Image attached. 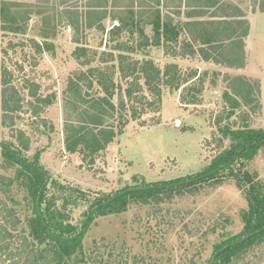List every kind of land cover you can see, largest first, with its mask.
Returning <instances> with one entry per match:
<instances>
[{"label": "rangeland", "instance_id": "obj_1", "mask_svg": "<svg viewBox=\"0 0 264 264\" xmlns=\"http://www.w3.org/2000/svg\"><path fill=\"white\" fill-rule=\"evenodd\" d=\"M229 1L246 14L238 23H244L243 29L249 27L248 33L239 37L243 29L237 24V38L222 43L231 34L221 32L217 50L209 46L201 50L197 39L186 47L182 44L189 41L182 30L188 23L187 0H105L101 7H94L95 0H0V143L49 176L38 205L45 183L35 191L31 177L20 165L12 162L11 168L5 169L11 160L0 149V177L12 181L7 194L0 193V200L17 212L21 220L18 235L27 237L40 252L54 248L67 264H72L76 255L95 256V244L101 246L98 253L108 264H212L217 248L227 239L246 237L243 214L250 206L234 180L137 199L118 212L96 211L77 244L64 246L45 239L39 221V216L42 219L49 211L59 213L76 236L99 201H109L127 190L169 185L209 170L215 157L232 143L220 129L264 130V68L259 67H264V17L256 21L253 47L254 60L259 62H254L255 68L259 73L262 70L261 81L248 71L251 55L245 42L251 28L248 17L264 13V0ZM97 9L107 18L89 28L85 16ZM234 14L237 12H227L230 17ZM10 19L15 23L9 24ZM121 19L128 26L124 27ZM156 20L161 26L170 24V28L181 30L178 44L171 40L170 31V36L161 35L157 45L159 39L151 24ZM114 28L123 32L116 33ZM121 55L129 58V65L131 61H151L162 73L167 66L176 65L182 81L190 83L187 89L182 85L179 90L163 85L160 106L144 111V102L136 104L142 116L130 120L124 134L89 166L82 156L66 150V94L71 93L70 83H75L83 84V94L94 96L98 91L103 96L96 82L92 89L84 86L93 80L88 71L114 67L115 81L125 96L128 85L120 81L117 71ZM205 55H211L212 60L205 62ZM250 61L251 57L249 63L253 64ZM5 71L20 85L26 79L38 83L40 94L54 99L41 116L44 123L30 114H20L13 124L3 123L2 93L4 79H9ZM81 75L88 79L82 82ZM238 77L260 84V107H242L229 118L231 101L227 95H232L230 87ZM144 83L142 80L141 96L153 102ZM116 93L117 105L120 91ZM182 96L194 103L182 102ZM247 168L264 182V147ZM0 264L10 261L3 262L0 257ZM22 264L32 263L23 260ZM229 264H264V240Z\"/></svg>", "mask_w": 264, "mask_h": 264}, {"label": "trees", "instance_id": "obj_2", "mask_svg": "<svg viewBox=\"0 0 264 264\" xmlns=\"http://www.w3.org/2000/svg\"><path fill=\"white\" fill-rule=\"evenodd\" d=\"M104 2L105 0H95L94 7H101ZM217 4L218 2L215 0H209V5L207 7L211 8L212 6H217ZM106 18V13L104 14V12L97 9L89 11L85 16V21L86 25L92 28L97 25L98 22L102 23ZM132 21L133 20H130L129 23ZM12 23H15L14 19H10L9 24ZM122 23L125 24L123 25L124 27L128 26L126 20H122ZM151 24H153L155 35L159 39L157 45H160L161 35L164 33L170 36V31L173 33L174 38L171 40L176 44L179 43L181 30L170 28V24L161 26L160 20L153 21ZM237 24L239 23L232 21L211 22L209 23V27L203 24L202 30L205 33L207 31L208 37L203 38L202 45L209 46L211 49L215 48L216 44L218 46L220 41L218 35L221 32H229L231 34L228 37L229 39L225 41L221 40L222 43L234 40V38L238 37L237 33L234 31ZM242 24L240 23L238 27L243 29ZM198 28H201V25H198L197 29ZM114 30H116V33L123 32V29L120 28H114ZM248 31L249 27H244L239 37L244 38ZM186 43L187 41L185 40L182 42L183 47L188 46ZM217 49L216 47L215 50ZM79 50L80 49H78V51ZM81 51L83 50L81 49L80 52ZM188 55H191V53ZM205 59L206 61H211L210 57H205ZM118 60L119 68L117 71L120 74V81L128 85L125 89V96L122 95L121 85L115 81L117 73L113 66V68L107 67L104 69L103 67L91 68L88 71L93 80L89 82V85L85 83L84 86L92 89L93 82H96V86L104 93L103 96L98 95V91L96 94L93 93L94 96L89 93L83 94V84L75 83H70L71 93L66 94L64 106L66 150L71 154H79L82 156L89 166H94L97 159L107 151L108 147L114 143L115 139L124 134L130 120H137L142 116V114L137 111L136 104L144 102V111H146L148 107L153 108L155 105L160 106L162 102L163 85L174 87L176 90H179L182 85L185 87L190 83L186 80L182 81V77L176 65L167 66L164 73H162L151 61H131L129 65V58L125 55H121ZM88 64L89 62L82 63L83 66ZM5 73L7 75L9 74V79H4L2 93L3 123L8 124L10 122L13 124L17 117L20 118V114H30L36 120H40V122L44 123L45 121L41 116L53 104L54 99H52V97H43L40 94L41 85L31 79H26L20 85L14 82L15 80L11 73H7V71H5ZM79 78H83V76L81 75ZM85 79L88 78L84 77L82 82ZM142 80L145 82L144 85L147 91L150 92L154 98L153 102L148 101L146 95H143V97L141 96V94H144V88H142L143 86L141 85ZM258 85L260 84L253 83L250 79L243 77H238L234 80L230 87L232 89V95H227V99L231 101V112L228 114L229 118L235 115L237 110H240L242 107H252L253 109L260 107ZM117 90L120 91V98L116 105L114 98L117 96ZM27 98H29V100H27ZM181 100L182 102H187V104L194 103V101L189 100V97L187 98L185 96H182ZM129 112L130 116L128 114ZM220 133L225 137L230 136L232 143L229 148L224 149L215 157L209 170L191 178L188 177L169 184L177 185L173 187L158 188V186H155L154 189L146 191H133L134 189L127 190L114 197L116 199L108 205L103 206L105 202H108V199L97 202L95 206H101V208L97 210V213L106 210L115 212L124 210L131 201L137 199L146 200L150 199V197H157L166 193L174 195L179 191H184L200 185L210 183L222 184L225 180H234L238 187L244 192L250 206V210L243 214V219L247 222L245 238H249L236 246L231 245L245 238L241 240L236 238L227 239L225 243L217 248V253L225 247L228 248L218 254L214 264H229L238 256L245 255L250 246L260 240H264V182L258 179L257 176L252 174L247 168V163L253 160L258 151L264 147V130L241 128L236 131L230 130L229 126H226L220 129ZM0 149L4 155L11 160L4 168H11L12 162L20 165L23 171L27 172L31 177L35 191L37 188L40 189L45 183L47 173L37 164L24 161L21 155L10 147L0 145ZM218 169L221 170L209 176L210 173ZM199 178L201 179L189 183V181ZM11 182L10 179L0 177L1 194H7V185ZM0 218V257L3 259V262L10 261V264H22L23 260H26L32 264H37L41 261L50 264H67L62 259L61 254L56 252L54 248L46 250L45 252H40L27 237L18 235L17 232L21 225V220L17 212L11 209L7 202L2 200H0ZM43 218L41 219L39 216L41 232L45 239H50L64 246L77 244L80 241L83 234L81 236L76 234L75 236V229L71 225L66 226L64 224L63 215L49 211ZM258 231H260V233L255 234ZM253 234L255 235L252 236ZM75 237L77 238L74 239ZM94 247H96L95 256L92 254L86 255L85 257L76 255L74 256L72 264H108L103 256L100 257L98 253L101 246L95 244ZM136 263L138 262L136 261ZM191 263H193L192 260Z\"/></svg>", "mask_w": 264, "mask_h": 264}, {"label": "crops", "instance_id": "obj_3", "mask_svg": "<svg viewBox=\"0 0 264 264\" xmlns=\"http://www.w3.org/2000/svg\"><path fill=\"white\" fill-rule=\"evenodd\" d=\"M187 1H188L187 4L189 6L188 7L189 11L187 12V16H186L187 20H188V23H185L184 27H182L184 34L189 39V41H187L186 45L189 42L193 43L192 42L193 39H197V42H199V45L202 46L201 50H204L205 48L208 47V46L202 45L203 38L204 37H206V38L208 37L207 31L205 33L202 30V25L203 24L206 25V22H210L211 23V22H217V21H219V22H221V21H232V22H237L238 23V22L243 21V20H245L247 18L246 14L242 10L238 9L236 6L231 5L232 2L229 1V0H215L216 2H218V4H217V6H212L211 8L207 7L209 5V0H187ZM230 10L237 12V14L236 15L234 14L233 17L228 16L227 12H230ZM240 11H242L243 13H241ZM260 17H264V13H256L255 12L250 17H248V20L250 21L251 28H250V32H249V35H248V40L245 41L246 45H247V48H248L246 50L248 51L249 55H251V56H249V59L251 57V61H253V64H251V63H249V59H248L247 68H248V71L250 72V74H252L251 75L252 77L259 76V77H257L258 80L261 79L260 73L262 72L264 67L260 66L259 62L254 60L255 50L253 49V47H254L255 36H256V34H255V24H256L257 19L260 18ZM205 19H208V20H206L204 22ZM198 25H201V28L197 29ZM238 29H240V28L238 27ZM251 46H252V51L250 50ZM193 51H195V50H193ZM205 57H210L211 60H212L211 55H205L203 57L205 62H209V61H206ZM254 62H256V64L259 65V67H262V70H261L260 73L255 68ZM256 67H258V66H256Z\"/></svg>", "mask_w": 264, "mask_h": 264}, {"label": "water", "instance_id": "obj_4", "mask_svg": "<svg viewBox=\"0 0 264 264\" xmlns=\"http://www.w3.org/2000/svg\"><path fill=\"white\" fill-rule=\"evenodd\" d=\"M0 145L2 146L1 143H0ZM221 169H222V168H221ZM221 169H218V170H216V171H213L212 173L209 174V176L214 175L215 173H217V172H218L219 170H221ZM200 179H201V178H199V179H195V180H192V181H189V183L196 182V181H198V180H200ZM48 182H49V176L46 174V182H45L44 186H43L42 189H41L40 196H39V201H38V205H39V202H40V199H41V196H42V193H43L44 187L46 186V184H47ZM182 184H185V183H182ZM173 186H177V185H164V186H160V187H158V188H168V187H173ZM154 188H155V187H144V188L134 189L133 191H146V190L154 189ZM115 199H116V198H113V199L109 200L108 202L104 203L103 206L110 204V203H111L113 200H115ZM100 208H101V206H98V207H96L94 210L91 211V213L88 215L86 221L84 222L83 227H82V230H81V232L79 233L78 236H81V235L83 234V230H84V228H85V226H86L88 220H89V219L91 218V216H92L97 210H99ZM259 233H260V231H258V232L255 233V234H259ZM255 234H253L252 236H254ZM76 238H77V237H75L74 239H76ZM247 238H249V237H247ZM247 238L243 239V240L240 241V242L234 243V244H232L231 246H236V245H238L239 243L244 242ZM66 240H68V239H66ZM227 248H228V247H225V248L222 249L220 252L226 250ZM220 252L217 253V254L214 256V259H213L212 264H214V262H215V260H216V258H217V256H218V254H220Z\"/></svg>", "mask_w": 264, "mask_h": 264}]
</instances>
